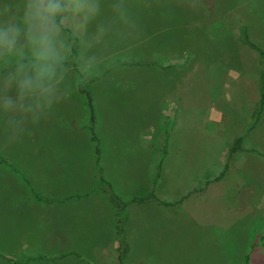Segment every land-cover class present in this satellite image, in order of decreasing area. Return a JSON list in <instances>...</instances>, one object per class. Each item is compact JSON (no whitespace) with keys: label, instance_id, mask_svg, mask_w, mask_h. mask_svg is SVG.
<instances>
[{"label":"rangeland","instance_id":"obj_1","mask_svg":"<svg viewBox=\"0 0 264 264\" xmlns=\"http://www.w3.org/2000/svg\"><path fill=\"white\" fill-rule=\"evenodd\" d=\"M101 6L75 36L77 56L94 58L85 81L104 176L122 199L146 195L168 129L155 192L183 197L127 204L122 264H264L263 63L241 33L244 26L264 51V0ZM65 68L59 87L69 97L25 131H0L10 164L0 165V264H117L114 212L103 194L56 205L35 201L29 189L58 198L98 182L84 96Z\"/></svg>","mask_w":264,"mask_h":264},{"label":"clouds","instance_id":"obj_2","mask_svg":"<svg viewBox=\"0 0 264 264\" xmlns=\"http://www.w3.org/2000/svg\"><path fill=\"white\" fill-rule=\"evenodd\" d=\"M123 16L119 4L110 6ZM101 0H3L0 2V131L15 135L36 125L69 97L61 92L73 36L101 14ZM67 30V32H66ZM98 31L101 29L98 28ZM94 59V58H93ZM93 59L73 58L87 78Z\"/></svg>","mask_w":264,"mask_h":264},{"label":"trees","instance_id":"obj_3","mask_svg":"<svg viewBox=\"0 0 264 264\" xmlns=\"http://www.w3.org/2000/svg\"><path fill=\"white\" fill-rule=\"evenodd\" d=\"M67 32V30H66ZM241 33L243 36L244 41L253 49L257 50L259 55L261 56L262 63H263V69L260 74V79H259V84H260V98H259V109L262 107L264 103V51L259 49L256 44H254L252 41H250L246 28L243 26L241 27ZM68 38L69 41L72 43V49H71V54L69 56V61L67 62L68 64H71L73 69L75 70V73L79 77H83V74L80 73L78 69V65L76 62L73 61L74 57H77L78 53V47H77V37L73 36L71 32H68ZM78 90L81 94L84 96L85 100V107L87 110V115H88V130L90 132V140L93 144V153H94V164L97 170L98 174V182L95 187H93L91 190L85 192V193H72L69 195H65L62 197L58 198H50L47 197L37 191H35L33 188L29 187L31 191L32 198L35 201L42 202L44 204H60L64 203L68 200L71 199H80V198H87L93 195L96 192L102 193L106 199L109 201L113 208L114 212V220H115V240H116V246H115V258L117 260V264H122L124 256L127 252L128 249V244L125 238V222L127 220V211H126V206L128 203L131 202H136V203H150V202H157L163 205H173L175 203H180L183 199L180 198L178 200L174 201H168L165 199H162L156 195L155 192V186L157 184V181L160 177L161 169H162V161L164 157L167 154V144H168V129L165 131V137L163 139V144L161 147V153L159 160L156 163L155 166V171L153 174L152 178V187L151 190L146 194L142 196H132L130 199L125 200L122 199L113 189L112 184L110 181L104 176L103 173V168L100 163V154H101V149H100V143L98 136L95 131V115H94V106H93V97L91 94V90L88 86V83L84 80V82L80 83ZM242 140V137H238L236 139L237 143L239 144ZM240 146V145H238ZM239 148V147H238ZM234 149V148H233ZM233 149L231 148L229 150V153L233 152ZM0 165H10L8 163V160L0 155ZM13 168V167H11ZM23 181H25L27 184L28 182L26 181V178L21 176ZM69 253L65 254H59L54 256L53 258H62L64 256H67ZM248 258V256L246 257Z\"/></svg>","mask_w":264,"mask_h":264},{"label":"crops","instance_id":"obj_4","mask_svg":"<svg viewBox=\"0 0 264 264\" xmlns=\"http://www.w3.org/2000/svg\"><path fill=\"white\" fill-rule=\"evenodd\" d=\"M160 178V177H159ZM159 180V179H158ZM158 182V181H157ZM102 194V193H101ZM157 195V194H156ZM92 196V195H91ZM89 198V197H88ZM106 198V197H105ZM187 198V197H186ZM185 199V198H184ZM72 200V199H71ZM69 201V200H68ZM67 202V201H66ZM60 204H62V203H60ZM57 205V204H56Z\"/></svg>","mask_w":264,"mask_h":264}]
</instances>
